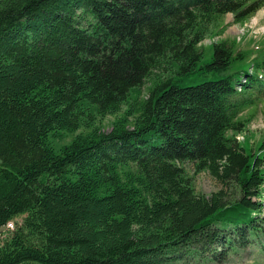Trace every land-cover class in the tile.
<instances>
[{
  "label": "trees",
  "instance_id": "trees-1",
  "mask_svg": "<svg viewBox=\"0 0 264 264\" xmlns=\"http://www.w3.org/2000/svg\"><path fill=\"white\" fill-rule=\"evenodd\" d=\"M263 8L0 0V229L22 217L0 264H158L189 248L225 260L263 234L264 143L237 135L264 102V51L223 39L204 61L203 46L228 14L244 25ZM186 162L223 189L198 194Z\"/></svg>",
  "mask_w": 264,
  "mask_h": 264
},
{
  "label": "rangeland",
  "instance_id": "rangeland-1",
  "mask_svg": "<svg viewBox=\"0 0 264 264\" xmlns=\"http://www.w3.org/2000/svg\"><path fill=\"white\" fill-rule=\"evenodd\" d=\"M224 22L228 27L223 36L216 37L215 39H207L203 42V46H205L204 61H210L213 55L209 45L214 41L223 39L236 40V42H238V48L248 51L252 57H256L264 51V8L244 25L234 24L233 15L231 14L225 16ZM150 86L151 81L145 84L143 87V96L147 95ZM127 109L128 106L125 105L122 111L117 115L107 116L101 120L100 126L103 131H111L114 121L118 117H121ZM247 113L248 112L244 113L245 117L248 115ZM86 132L87 130L81 129L75 134H68L63 140L53 141V145L57 149H60L63 145L69 144L76 135ZM237 138L241 146L248 151H250V149L256 151L261 143H264V102L259 105L256 116L252 122L242 133L237 135ZM182 167L194 178V185L198 194L210 197L223 189V186L208 172H202L196 175L192 163L186 162ZM225 190L229 199L236 197L234 191L230 189ZM11 222L14 223V228L12 229L14 230L16 228V223L22 222V217ZM256 226L264 229V208L262 215L257 217ZM10 233L11 232H9L5 226L0 229V244L9 237ZM158 264H264V233L260 234V236H252L250 238V243L245 247L241 246L240 241L237 239L233 245V249H229L225 260H222L218 253L215 254L210 252L203 254L199 248H189L184 252L160 261Z\"/></svg>",
  "mask_w": 264,
  "mask_h": 264
},
{
  "label": "built area",
  "instance_id": "built-area-1",
  "mask_svg": "<svg viewBox=\"0 0 264 264\" xmlns=\"http://www.w3.org/2000/svg\"><path fill=\"white\" fill-rule=\"evenodd\" d=\"M237 139H238V138H237ZM238 142H239V139H238ZM5 228H6L7 230H12V229L14 228V223H13V222L8 223V224L5 226Z\"/></svg>",
  "mask_w": 264,
  "mask_h": 264
}]
</instances>
